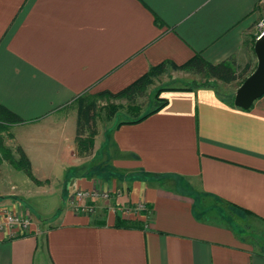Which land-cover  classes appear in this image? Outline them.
Returning <instances> with one entry per match:
<instances>
[{
  "label": "crops",
  "instance_id": "obj_1",
  "mask_svg": "<svg viewBox=\"0 0 264 264\" xmlns=\"http://www.w3.org/2000/svg\"><path fill=\"white\" fill-rule=\"evenodd\" d=\"M262 11L261 0H0V106L22 119L5 142L45 181L0 161V216L22 201L34 216L29 233L0 232V264H264V95L244 109L216 86L169 89L157 112L106 130L103 175L77 154L73 108L196 53L249 75ZM77 190L94 193L93 212L74 208Z\"/></svg>",
  "mask_w": 264,
  "mask_h": 264
},
{
  "label": "trees",
  "instance_id": "obj_2",
  "mask_svg": "<svg viewBox=\"0 0 264 264\" xmlns=\"http://www.w3.org/2000/svg\"><path fill=\"white\" fill-rule=\"evenodd\" d=\"M168 67L198 73L207 76L208 78L215 77L223 79L225 81L234 79L236 77L235 58H228L220 63L214 64L205 59L201 54L196 53L194 56H192L182 64H177L173 61L166 60L156 65H152L146 73H144L116 93L108 89L97 92H92L90 90L85 91L80 94L75 100V104L77 103L79 109V124L77 133L78 153L84 154L87 151L89 152L94 146L95 133L92 132L89 136H86L85 132L89 122L95 117V114L92 115L90 110L91 108H93L95 99L97 97L105 94L126 97L130 102L129 111L132 117L129 119L118 121L117 126L124 122H139L148 117L150 114L157 112L167 104V99L164 97L158 101L154 108L140 113V108L136 104V99L138 95H143L146 92L149 85L152 83V78L167 71ZM208 78L202 82H197L194 80L193 85L174 87L169 89H193L195 87L201 86L215 87V84L210 83ZM234 97L235 96L233 95L231 96L233 102ZM112 110L113 112H116L117 107H114ZM21 120V117H19L17 114L13 113L4 106H0V161L3 159L8 161L16 169L22 170L35 183L40 184L42 183V181L34 175L31 161L23 147L17 145L15 148H12L5 142V133L3 132H5L11 124L18 123ZM8 135L12 136V133H8Z\"/></svg>",
  "mask_w": 264,
  "mask_h": 264
},
{
  "label": "rangeland",
  "instance_id": "obj_3",
  "mask_svg": "<svg viewBox=\"0 0 264 264\" xmlns=\"http://www.w3.org/2000/svg\"><path fill=\"white\" fill-rule=\"evenodd\" d=\"M261 20H264V11H262L260 21ZM257 34H258V32H257ZM246 70H247L246 68L241 69L239 67L237 61H236V75H235L236 77L234 79L225 81L223 79H219V78H215V77L208 78L207 76H204V75H201L198 73H193V72H188L185 70H178V69H174L172 67H168L167 71H165L164 73L159 74V75L152 78V83L149 85L146 92L143 95H138V97L136 99V104L140 108V113H143L147 110L154 108V106L158 103V101L161 98H164V95L169 90V88L184 87V86H188V85H193L194 80L197 82H202V81L206 80L207 78L209 79L210 83L215 84L216 88L223 95H226V96H232L233 95L234 96L237 88L244 81V79L248 76V75L245 76ZM118 91H115V93ZM92 92H97V91L93 90ZM112 92H114V91H112ZM129 106H130V102L127 100L126 97L116 96V95L112 96L109 94H105V95H102V96L97 97L95 99L94 106L90 110L92 115L95 114V117L93 119H91V121L89 122L87 129H86V132H85L86 133L85 135L89 136L92 132L95 133V135H94V146H93L92 150H90L89 152L87 151L84 154H79L78 148H77V154L80 157L85 158V160H87V163H90L93 161V163H92L93 165L94 164L101 165V166H98V165L94 166V168L97 166L96 171H98L99 174H101V175H103L105 173L111 174L112 170L104 169L106 166L105 165L106 160H105V156H104L105 153H104L103 148H101V149L99 148V145H100L99 143L103 139V135L106 132V130L109 129V127H111L113 124L117 125L118 121H120V120H125V119H129L132 117L131 113L129 111ZM114 107H117L116 112H113V110H112ZM73 108L79 110L77 103L74 105ZM3 133H5V138H6V134L8 135V133H9L8 129ZM8 136L10 137V135H8ZM96 139L98 140L97 143H96ZM0 155H1V153H0ZM103 163H104V166L102 165ZM93 165L91 167H93ZM44 183H45V181H42V183H40V184H38V183H36V184L42 185ZM53 189H54L53 186H50V185H45L41 188V190H42L41 194H43V196H45V197H48L47 199H50V201H49L50 203H47V206L45 207L44 212H48L49 210H52L51 208L55 207L57 195H55L53 193L51 194ZM79 191L80 190L73 192L71 195V198H74L76 196V193ZM99 192L101 194L105 193V191H99ZM22 202L24 203V205ZM22 202H20V205H22V208L17 213H19L24 218L30 219L33 222V219H34L33 214L29 210L25 209L26 207H23V206L29 204L28 201H22ZM39 214H40V212H39ZM44 214H46V213H44ZM41 216H44L43 213H41ZM46 218H47V220H46L47 227L50 224L54 223L53 219H51V216L47 215ZM47 227L45 226V228H47Z\"/></svg>",
  "mask_w": 264,
  "mask_h": 264
},
{
  "label": "water",
  "instance_id": "obj_4",
  "mask_svg": "<svg viewBox=\"0 0 264 264\" xmlns=\"http://www.w3.org/2000/svg\"><path fill=\"white\" fill-rule=\"evenodd\" d=\"M254 51L257 65L240 84L235 92V105L244 109L250 108L255 100L264 95V33L255 41Z\"/></svg>",
  "mask_w": 264,
  "mask_h": 264
},
{
  "label": "built area",
  "instance_id": "obj_5",
  "mask_svg": "<svg viewBox=\"0 0 264 264\" xmlns=\"http://www.w3.org/2000/svg\"><path fill=\"white\" fill-rule=\"evenodd\" d=\"M264 3V0H261ZM264 33V20L258 23L257 38ZM94 193L89 191L80 190L76 193L74 198H71L74 208L85 212L91 213L94 211V206L88 201ZM32 221L24 218L17 212L6 211L0 216V232H9L13 236H18L22 233H29L31 231Z\"/></svg>",
  "mask_w": 264,
  "mask_h": 264
}]
</instances>
